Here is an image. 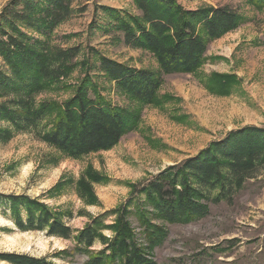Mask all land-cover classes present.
<instances>
[{"label": "rangeland", "instance_id": "1", "mask_svg": "<svg viewBox=\"0 0 264 264\" xmlns=\"http://www.w3.org/2000/svg\"><path fill=\"white\" fill-rule=\"evenodd\" d=\"M8 1L0 0V11ZM176 2L187 10L228 6L243 20L235 31L209 43L197 71L162 76L159 103L143 105L99 74L93 54L157 71L152 54L124 46L122 35L101 7L136 17L140 12L132 0H73L72 16L55 30L52 41L62 49L80 50L76 67L69 77L38 94L36 101L63 103L84 76H90L112 104L136 109L139 121L110 150L77 158L49 147L30 131L0 140V254H25L51 264H86L88 260L87 253L74 249L76 234L60 239L45 232L19 231L1 197L25 196L53 212L70 214L64 221L75 231L97 217L110 225L115 218L112 212L126 207L131 212L127 220L139 237L133 210L143 198H130L133 185L195 157L230 131L264 128V7L248 0ZM7 100L0 99V105ZM7 127L0 121L1 129ZM80 182L91 189V201L82 198ZM163 226L166 237L152 254L156 264H264V168L231 203L210 205L205 218ZM103 235L111 233L103 231ZM100 247L95 243L92 250Z\"/></svg>", "mask_w": 264, "mask_h": 264}, {"label": "trees", "instance_id": "2", "mask_svg": "<svg viewBox=\"0 0 264 264\" xmlns=\"http://www.w3.org/2000/svg\"><path fill=\"white\" fill-rule=\"evenodd\" d=\"M264 7V0H248ZM139 16L101 7L122 35L124 46L152 54L157 71L135 69L99 53L97 70L128 98L143 105L159 103L162 76L197 71L210 42L235 31L242 16L233 8L184 9L176 0H132ZM73 0H9L0 11V140L14 133L32 132L44 144L77 158L107 151L139 121L136 109L108 101L92 77L84 76L63 103L36 101V96L60 83L76 67L79 49L53 45L55 30L73 14ZM264 168V128L246 126L211 142L198 155L169 166L149 180L131 187L139 199L133 210L139 237L124 207L106 225L94 218L81 230L64 221L70 214L53 212L25 196L1 197L8 215L21 231L45 232L70 239L74 249L88 254L86 264H156L153 251L166 237L164 224H189L208 216L209 206L231 203L245 183ZM82 198L93 199L87 184L78 185ZM92 198V199H91ZM128 206V205H126ZM155 221V222H153ZM109 231L110 237L103 235ZM99 243L100 249L92 250ZM8 264H51L45 258L2 253Z\"/></svg>", "mask_w": 264, "mask_h": 264}]
</instances>
